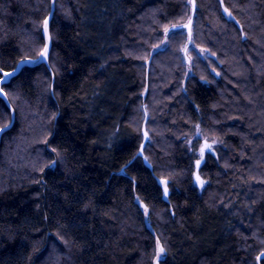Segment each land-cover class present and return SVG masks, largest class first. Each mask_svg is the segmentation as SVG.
<instances>
[{"label":"trees","instance_id":"1","mask_svg":"<svg viewBox=\"0 0 264 264\" xmlns=\"http://www.w3.org/2000/svg\"><path fill=\"white\" fill-rule=\"evenodd\" d=\"M194 3L0 0V264H264V0Z\"/></svg>","mask_w":264,"mask_h":264},{"label":"snow or ice","instance_id":"2","mask_svg":"<svg viewBox=\"0 0 264 264\" xmlns=\"http://www.w3.org/2000/svg\"><path fill=\"white\" fill-rule=\"evenodd\" d=\"M53 3H55V0H53ZM189 3H193L194 4V0H189ZM224 11L226 13H228L229 16H231V13L228 12V9L225 8ZM51 15V14H50ZM42 25H43V35L46 38V40L50 41L51 40V35L49 32V18H44V20L42 21ZM191 18L189 19L187 24H172L171 25V30H176V29H180V28H188L189 32H188V37H189V42L191 43ZM164 34L167 37L169 32H170V28L168 26H165L164 29ZM48 51H49V44L47 42H45L43 44L42 49H40L39 51L36 52V56L34 59H30L29 57H25L22 61H19L16 66L14 68H12L11 71H5L3 68H0V97H3L5 99L8 98V92L5 91L4 86H6L9 82V80L14 77L19 71H21V66L22 65H27V64H38L41 62V60H46L48 57ZM183 51L187 54L188 52V48L187 46L183 49ZM203 51V50H201ZM190 59V58H189ZM14 111V109H13ZM52 119L55 120L56 116L55 114H53ZM9 123H11L9 121ZM9 123L4 124L3 127H0V133L5 132L7 130V128L9 127ZM197 127V136H199V125L196 126ZM51 135V134H50ZM145 136H147V133H145ZM42 143H44L45 145H47L49 143L48 138H45ZM189 144H191V141L188 142ZM217 143V140H212L211 143L208 142L207 139L204 140L203 144L200 145L199 147V159L195 160V169L196 171L192 172V177L194 178V182L203 187L204 184L206 183L200 176L199 174V169H200V165L201 162L204 160V156L206 151L211 152L213 149V145ZM51 152L55 153L57 157L60 156V152L58 151V149L56 147H51ZM145 159H147L145 157ZM57 161L55 159L50 161V164L47 165L48 167H55L56 166ZM43 169H41L42 171ZM160 184H162L164 186L163 188V193L164 196L167 197L169 194V189H168V181L165 179H161L159 181ZM147 208L145 207V214H147ZM58 238L61 239L65 245H67V241L64 240V238L62 236H59ZM257 261H261L264 260V252H262L257 258ZM154 264H167L166 261V249L165 247L161 244L159 238L156 239V245H155V250H154Z\"/></svg>","mask_w":264,"mask_h":264},{"label":"rangeland","instance_id":"3","mask_svg":"<svg viewBox=\"0 0 264 264\" xmlns=\"http://www.w3.org/2000/svg\"><path fill=\"white\" fill-rule=\"evenodd\" d=\"M224 15L227 17V18H229V16H228V14L226 13V12H224ZM178 23H181V24H184L185 22L183 21V22H178ZM47 43L49 44V42L47 41ZM200 46H195V50H196V52H199V53H202V55L205 53V50L203 49V48H199ZM184 49V48H183ZM183 49L181 50V54H183L182 53V51H183ZM201 50H203V51H201ZM155 51V50H154ZM186 57H187V59H189V61L192 59V57H191V55L189 54V53H187L186 54ZM183 58H184V55H183ZM41 62H46V60H41ZM147 67V66H146ZM145 92H146V90H144L143 91V94H142V97H144V95H145ZM144 120V119H143ZM141 122H142V119L140 120V124H141ZM194 131H195V133H194V135H191V136H189V138H188V141H187V146L188 147H190L191 146V144H192V142L195 140H197L198 141V149H199V147H200V145L202 144V142H204V140L205 139H207L208 140V142L209 143H211L212 142V140H217V143H215L214 145H213V149H212V151L214 150V151H216L217 149H218V147H220V142H219V140L212 134V136L210 135V134H208L207 135V133H206V131H203V130H201V129H199V136H197V127L194 129ZM146 133H147V137H149L150 138V131H149V129L146 127ZM189 141H191V144H189L188 142ZM154 264V263H153Z\"/></svg>","mask_w":264,"mask_h":264},{"label":"water","instance_id":"4","mask_svg":"<svg viewBox=\"0 0 264 264\" xmlns=\"http://www.w3.org/2000/svg\"><path fill=\"white\" fill-rule=\"evenodd\" d=\"M194 12H195V3L194 4L190 3V16H189V19L191 18V24H192V21H193ZM190 28H191V25H190ZM176 30H185V32L187 34V45L186 46L188 48V46H190L189 37H188L189 29L188 28H180V29H176ZM170 31H175V30H171L170 29ZM183 55H184L185 62L188 64L189 61H188V59L186 57V53L184 51H183ZM146 122H147V118H146V115H144V120H143V123H142V126H141L142 142H141V146H140V150H139V156L142 157V158H143V149H144V147H145V145L147 143V136H145V133H146ZM202 144H203V142H202ZM206 152H208V151H206ZM144 163L147 165L145 160H144ZM159 181L160 180H157V184L159 185V187L161 188L162 193H163L164 186L162 184H160ZM163 199L164 200L167 199V197L164 196V193H163Z\"/></svg>","mask_w":264,"mask_h":264}]
</instances>
